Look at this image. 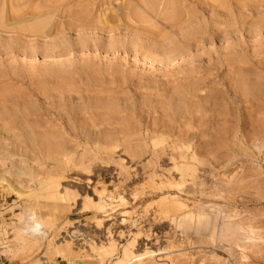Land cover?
I'll list each match as a JSON object with an SVG mask.
<instances>
[{"label": "rangeland", "instance_id": "374dc122", "mask_svg": "<svg viewBox=\"0 0 264 264\" xmlns=\"http://www.w3.org/2000/svg\"><path fill=\"white\" fill-rule=\"evenodd\" d=\"M0 30V264H264V0H0Z\"/></svg>", "mask_w": 264, "mask_h": 264}, {"label": "crops", "instance_id": "0c3cea01", "mask_svg": "<svg viewBox=\"0 0 264 264\" xmlns=\"http://www.w3.org/2000/svg\"><path fill=\"white\" fill-rule=\"evenodd\" d=\"M53 264H75V262L68 257H61L57 259Z\"/></svg>", "mask_w": 264, "mask_h": 264}, {"label": "bare ground", "instance_id": "6f19581e", "mask_svg": "<svg viewBox=\"0 0 264 264\" xmlns=\"http://www.w3.org/2000/svg\"><path fill=\"white\" fill-rule=\"evenodd\" d=\"M15 1V0H14ZM9 8V7H8ZM30 10V9H29ZM16 17V16H15ZM13 20V19H12ZM71 24V23H70ZM91 24V23H90ZM90 24L88 25V24H85V26H87L88 25V27L90 26ZM1 31V30H0ZM14 32V31H13ZM22 33V32H21ZM23 34H24V31H23ZM42 35V34H41ZM45 35V34H44ZM50 52V51H49ZM35 215V214H34ZM36 224V223H35ZM40 230V231H39ZM41 232V229H40V225L39 224H36V226L34 227V231L32 232V233H34V234H32V235H35L36 233L35 232ZM41 234V233H40ZM71 234H74V233H71ZM31 240V239H30ZM25 241V240H24Z\"/></svg>", "mask_w": 264, "mask_h": 264}]
</instances>
